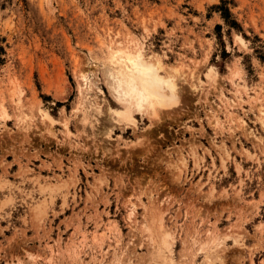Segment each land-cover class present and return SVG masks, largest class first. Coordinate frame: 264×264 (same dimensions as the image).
<instances>
[{"label": "rangeland", "instance_id": "1", "mask_svg": "<svg viewBox=\"0 0 264 264\" xmlns=\"http://www.w3.org/2000/svg\"><path fill=\"white\" fill-rule=\"evenodd\" d=\"M136 46L177 101L119 119ZM0 264H264V0H0Z\"/></svg>", "mask_w": 264, "mask_h": 264}, {"label": "bare ground", "instance_id": "2", "mask_svg": "<svg viewBox=\"0 0 264 264\" xmlns=\"http://www.w3.org/2000/svg\"><path fill=\"white\" fill-rule=\"evenodd\" d=\"M109 53L111 70L107 75V84L113 96L124 105V109L116 111L119 119L132 118L134 110H146L150 115H157L158 106L169 107L177 101L175 81L162 74L160 60L154 61L145 56L143 47L136 46L131 51L111 49ZM42 116L53 119L46 112Z\"/></svg>", "mask_w": 264, "mask_h": 264}, {"label": "trees", "instance_id": "3", "mask_svg": "<svg viewBox=\"0 0 264 264\" xmlns=\"http://www.w3.org/2000/svg\"><path fill=\"white\" fill-rule=\"evenodd\" d=\"M221 9L224 11L223 13H224V16L226 17V18H229L230 17V12H229V10L227 9V8H224V7H221ZM235 23V25H238L236 22H234Z\"/></svg>", "mask_w": 264, "mask_h": 264}]
</instances>
